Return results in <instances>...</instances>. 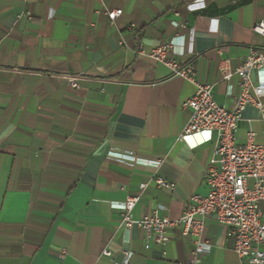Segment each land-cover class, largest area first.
<instances>
[{
	"label": "crops",
	"instance_id": "1",
	"mask_svg": "<svg viewBox=\"0 0 264 264\" xmlns=\"http://www.w3.org/2000/svg\"><path fill=\"white\" fill-rule=\"evenodd\" d=\"M102 2L121 15L110 22L95 0H0V264H189L192 240L178 226L161 245L121 224L128 195L139 197L133 218L157 210L177 219L192 195L207 194L212 153L211 142L191 147L179 138L193 84L139 48L171 43L168 57L190 64L232 109L235 69L250 49L264 50L252 30L264 20V0ZM248 131L264 144V119L251 104L236 142ZM157 177L173 188L156 187ZM258 207L264 218V202ZM202 234L203 264L246 263L228 226L209 217Z\"/></svg>",
	"mask_w": 264,
	"mask_h": 264
},
{
	"label": "built area",
	"instance_id": "2",
	"mask_svg": "<svg viewBox=\"0 0 264 264\" xmlns=\"http://www.w3.org/2000/svg\"><path fill=\"white\" fill-rule=\"evenodd\" d=\"M95 1L101 4L110 22L122 13L121 9L107 8L102 0ZM252 30L264 36V20L256 22ZM170 49L171 43L167 42L149 51L140 47L139 53L164 63L172 75L185 78L194 86L192 96L183 103L190 114L179 138L191 147L212 143V153L204 174L207 194L192 195L174 221L159 216L157 210L141 218H133L131 211L139 197L128 195L119 205L121 224L125 228H141L161 245L169 240L168 227L176 225L183 235L190 236L192 240L188 263L203 264L209 242L202 233L206 219L213 217L216 222L228 226L232 249L239 258L245 259V264H263L264 251L260 245L264 243V218L258 204L264 202V144L255 141L252 131H248L245 142L239 144L235 131L241 112L248 104L255 106L264 119V103L260 100L264 94V50L250 49L235 69L234 73L239 77V92L234 98L233 108L227 109L215 101L213 85L197 80L190 64H180L168 57ZM220 71L224 81L232 75L225 64L220 66ZM252 73H255V80L251 78ZM66 81L72 87L79 85L77 77H68ZM112 154L120 159H134L120 153ZM154 183L159 188H173L172 183L160 177L155 178ZM146 185L141 183L139 187L142 190ZM123 253L126 258L131 254L129 251ZM101 255L111 257L112 253L105 248Z\"/></svg>",
	"mask_w": 264,
	"mask_h": 264
}]
</instances>
